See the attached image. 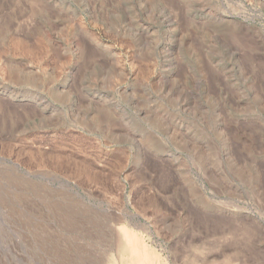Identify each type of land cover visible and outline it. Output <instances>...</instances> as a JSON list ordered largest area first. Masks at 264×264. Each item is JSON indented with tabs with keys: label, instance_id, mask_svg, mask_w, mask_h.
<instances>
[{
	"label": "rangeland",
	"instance_id": "rangeland-1",
	"mask_svg": "<svg viewBox=\"0 0 264 264\" xmlns=\"http://www.w3.org/2000/svg\"><path fill=\"white\" fill-rule=\"evenodd\" d=\"M121 226L264 264V0H0V264H125Z\"/></svg>",
	"mask_w": 264,
	"mask_h": 264
},
{
	"label": "bare ground",
	"instance_id": "bare-ground-1",
	"mask_svg": "<svg viewBox=\"0 0 264 264\" xmlns=\"http://www.w3.org/2000/svg\"><path fill=\"white\" fill-rule=\"evenodd\" d=\"M120 234L122 240H118V248H121L120 250L122 251V254H120L125 264H139L141 261L143 262V260L147 259L148 264H155L153 259L151 260L149 257L150 251H148V249L145 248L140 251L141 242L134 232L128 230L124 226H121ZM125 254H127V256H125ZM146 262H144V264H146Z\"/></svg>",
	"mask_w": 264,
	"mask_h": 264
}]
</instances>
